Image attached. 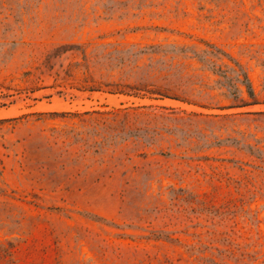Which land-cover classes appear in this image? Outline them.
<instances>
[{"label":"rangeland","instance_id":"rangeland-1","mask_svg":"<svg viewBox=\"0 0 264 264\" xmlns=\"http://www.w3.org/2000/svg\"><path fill=\"white\" fill-rule=\"evenodd\" d=\"M0 264H264V0H0Z\"/></svg>","mask_w":264,"mask_h":264}]
</instances>
